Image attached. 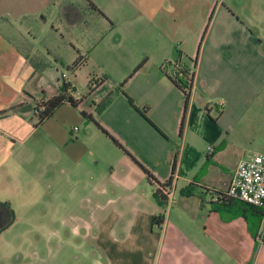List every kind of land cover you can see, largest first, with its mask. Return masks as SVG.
Segmentation results:
<instances>
[{
  "label": "crops",
  "instance_id": "0c3cea01",
  "mask_svg": "<svg viewBox=\"0 0 264 264\" xmlns=\"http://www.w3.org/2000/svg\"><path fill=\"white\" fill-rule=\"evenodd\" d=\"M80 55L75 72L63 71ZM184 55L193 62L185 65L194 74L188 101L164 68ZM63 73L82 101L63 103L38 124L32 107L61 92ZM18 104L28 108L13 109ZM257 153H264V0H0V229L15 218L10 203L54 193L62 204L65 183L76 208L85 203L94 218L104 198L147 202L157 185L135 159L164 182L176 158L174 187L182 179L223 190L239 161ZM192 204L171 207L155 225L142 222L152 237L141 264H264V243L241 208L205 198Z\"/></svg>",
  "mask_w": 264,
  "mask_h": 264
},
{
  "label": "rangeland",
  "instance_id": "374dc122",
  "mask_svg": "<svg viewBox=\"0 0 264 264\" xmlns=\"http://www.w3.org/2000/svg\"><path fill=\"white\" fill-rule=\"evenodd\" d=\"M183 62L187 67L193 64L186 55ZM61 68L70 75L71 70L62 65ZM77 76L79 90L83 91L84 73L78 71L75 80ZM202 156L206 160V156ZM205 168L206 164L197 175L204 174ZM144 188L142 185L138 191L143 193ZM68 189L65 183L64 195L57 198L63 201L62 204L55 202L54 193L37 203H23L22 200L10 203L15 218L7 227L0 229V264H111L109 260L114 264H141L146 261L148 253L142 244H146L145 239L150 242L152 237L150 230H143L142 222L146 224L149 219L155 225L154 220L159 222L171 207L176 211L188 205L191 209L195 201L201 202L204 198L214 201L212 197H216L215 192L196 180L192 184H184L180 179L178 186H173L171 199L164 203L156 198L155 192L148 194L147 202L141 200L133 205L130 198L118 200L114 194L112 197L116 198L111 202H107V198L101 200L102 209L97 208L94 218L91 211L83 208L85 203L79 204V210L76 208ZM153 210L157 214L151 216Z\"/></svg>",
  "mask_w": 264,
  "mask_h": 264
},
{
  "label": "trees",
  "instance_id": "16d2710c",
  "mask_svg": "<svg viewBox=\"0 0 264 264\" xmlns=\"http://www.w3.org/2000/svg\"><path fill=\"white\" fill-rule=\"evenodd\" d=\"M85 60V56H78L77 59L70 65L68 66V69L71 70L72 72H75L80 65L83 63ZM168 66H165V70L170 66L169 63L171 62H165ZM143 63L139 64L136 69L134 70L137 71L142 67ZM170 70H167V75L171 79L173 83H175L181 90L185 93L186 95V101H188L190 95H191V89L193 86V80H194V74L191 73L186 66H182V68L179 70V72H176L175 74H170ZM133 72V73H134ZM133 73L129 76L131 77ZM104 77L101 80H96V83L94 85H90V91L94 89L95 86H98L101 81H103ZM128 79L124 80L120 85L118 89L122 90V87L125 85ZM71 86V89H70ZM76 92V88L72 85V83H64L63 88L61 92L53 97H50L48 99H43L41 101H38L34 107H32L35 115H37L38 118V124L42 123L44 120L52 116L54 111L61 106L65 102H69L73 106H78L80 102L82 101V97L80 98H75L73 96V93ZM130 99V102L134 105V100L128 96ZM109 96H107L103 101H101L98 105V110H101L104 105L106 104ZM22 107V110L27 109L28 106H22V104L15 105L13 109H20ZM141 113L148 119L147 111L148 107H145L143 109H140ZM5 112V111H4ZM1 112V113H4ZM82 114L89 118L94 120L92 115L87 114L86 112H82ZM95 121V120H94ZM99 127L107 134L109 135L115 143L121 147L123 150L128 152L124 146L116 139L114 138L106 129H104L97 121H95ZM129 153V152H128ZM135 161L143 168L145 171L147 178L149 179L150 182L154 183L157 185V189L155 191V196L156 198L164 203L169 200L170 197V192L173 187V182H174V176H175V171H176V158L173 161V167H172V173L171 176L165 180L164 182L160 181L157 179L154 174L146 168L143 164H141L139 161L135 159ZM209 189V188H208ZM209 190H213V188H210ZM218 203L221 205L225 206H237L241 208V212L246 216L247 220L249 221V224L251 228H253L254 234L258 235V227L260 226L261 220L263 218V211L260 207H257L255 205H252L250 203H247L245 201L239 200V199H233L228 197L223 193L222 190H220V195L218 197ZM3 205L9 206V203H4ZM11 224V220L9 222ZM8 224V225H9Z\"/></svg>",
  "mask_w": 264,
  "mask_h": 264
},
{
  "label": "built area",
  "instance_id": "2783aa9c",
  "mask_svg": "<svg viewBox=\"0 0 264 264\" xmlns=\"http://www.w3.org/2000/svg\"><path fill=\"white\" fill-rule=\"evenodd\" d=\"M170 74L179 72L183 64L180 60L169 63ZM168 66L166 63L164 67ZM64 83H71L67 79V74L63 73ZM71 89V86H70ZM77 130V127L75 128ZM209 152L214 151V146L208 147ZM215 192L214 201L218 202L219 189ZM225 195L233 199H239L260 207L263 211L264 220V153L249 155L241 159L237 165L234 177L230 184L222 190ZM258 243H264V227L258 232L256 237Z\"/></svg>",
  "mask_w": 264,
  "mask_h": 264
}]
</instances>
